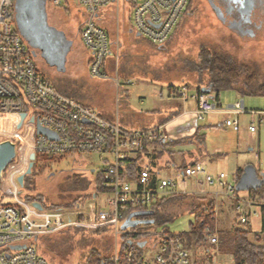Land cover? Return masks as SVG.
I'll return each mask as SVG.
<instances>
[{
  "label": "built area",
  "instance_id": "2783aa9c",
  "mask_svg": "<svg viewBox=\"0 0 264 264\" xmlns=\"http://www.w3.org/2000/svg\"><path fill=\"white\" fill-rule=\"evenodd\" d=\"M66 1L74 3L83 14L80 39L88 51V73L107 78L105 60L111 55L109 38L96 23V17L100 10L117 0ZM126 1L130 7L133 30L158 46L168 40L188 3V0ZM52 2L60 4L61 0ZM13 6L14 0H0V144L9 141L14 144L15 150L13 163L8 165L9 162L0 170L2 264H47L45 258L37 253L34 241L39 235L68 227H110L113 236L120 237L125 232L120 229L125 214L148 209L166 195L187 192L189 180L196 187L200 183H216L225 194L234 198L236 221L249 223L254 215L260 216L257 202L236 195L235 183L230 182L222 172L212 176L204 161H195L182 169L167 164L166 173L162 174L160 169L154 175L145 167L149 161L143 157L139 160L142 169L132 174L131 160L137 153L150 150L154 141L162 146L169 138L156 127L126 129L117 121L102 117L94 108L55 90L39 72L28 42L8 21L14 14ZM172 91L182 101L188 98L195 100L197 120H203L206 114L217 108L207 93L193 92L189 95L187 85ZM218 112L233 116V119L227 117L224 120L225 125L233 130L239 129V114L251 116L248 126L251 132L257 131L255 118L259 124H264V108L246 109L243 98L225 108L220 107ZM38 123L55 132L57 139L38 134ZM73 153L99 155L103 164L98 170L103 176L100 190L94 188L88 199L77 202L71 209H37L31 202L19 197L21 185L17 178L26 175L31 155L35 160L37 154ZM14 166L18 168L10 178V170ZM98 194H106V198L100 199ZM134 233L145 234L138 241L144 242L142 250L149 247L151 256L142 250L138 254L131 247L121 252L120 242L118 250L112 254L111 264H192L190 252L175 233L140 227ZM204 239L209 244H216V230L208 231ZM19 245L22 247H14Z\"/></svg>",
  "mask_w": 264,
  "mask_h": 264
},
{
  "label": "rangeland",
  "instance_id": "374dc122",
  "mask_svg": "<svg viewBox=\"0 0 264 264\" xmlns=\"http://www.w3.org/2000/svg\"><path fill=\"white\" fill-rule=\"evenodd\" d=\"M45 1L48 7L55 9L50 11V21L63 28L70 37L73 36L78 26L75 20L83 15L82 12L74 3H69L70 1L62 0L60 6L53 5L51 0ZM118 2L120 7L118 9L114 7L107 25L114 30L113 35L118 36L121 45L115 56L114 46L110 41L113 36L110 34L111 55L105 60L106 67H110L107 78L94 77L88 73L85 55L87 52L82 50L78 41L73 43L69 53L66 50L62 60H51L42 52V56H38L37 48L29 45L32 56L34 57L33 51L37 53L34 58L39 72L49 79L55 89L92 104L94 109L104 113L107 119L119 116L126 126L139 128L147 126L153 115L158 118L161 114L157 110L172 103L168 97L170 84L180 88L181 83H188L187 80L198 81V73L190 69L189 62L197 61V54L202 46L211 50H225L238 60L255 63L264 73V33L261 31L257 37L241 36L236 30L217 19L206 0H192L189 11L180 17L171 31L169 35L171 37L159 47L149 44L146 37L135 35L130 12L125 9L129 7V3L125 0ZM12 10H15L14 6ZM8 21L19 31L15 14ZM56 33L60 34L58 30ZM65 45L68 46L67 42ZM115 71H119L118 74H115ZM202 78L205 81L204 75ZM126 80L130 82L126 83ZM191 89L187 92L189 95ZM219 98L221 106L198 121L199 132L204 136V156L201 161L205 162L212 176L216 177L222 172L228 176L230 182L235 183L237 167L243 168L246 164H252L256 170H264V124H259L255 118L257 131L251 132L248 128L251 116L239 114L237 116L239 129L233 130L224 123L225 118L233 119V116L221 114L218 110L240 98L245 101L246 109H263L264 94L243 95L230 88L220 90ZM167 114L169 112H164L161 117ZM178 149L187 151L194 148L192 145L182 144ZM216 149L221 150L223 154L214 155ZM170 159L165 155L158 161V165L162 167V174L166 173L165 167ZM173 160L177 162L181 158L176 156ZM41 162L46 168L43 173H38L35 168L32 192L43 194L46 206H62L72 201L78 194L92 193L95 174L103 166L96 153L46 155ZM17 168H11L10 178ZM188 182L187 192H193V195L203 201L215 199V230L229 229L237 224L234 217V198L225 194L216 183L211 185L200 183L197 189L191 180ZM262 190L264 192V185ZM22 191L24 194L27 193L23 188ZM249 192L253 194V191H239L237 194L247 200ZM98 197L105 199L106 194H98ZM189 197H185V200ZM260 203H264V193ZM180 204L178 209L172 207L176 211L171 212L168 221L152 225L148 229H167L171 233L187 230L190 222L194 220V214L185 201ZM259 218V215L251 218L252 228L259 227ZM94 229L96 228L68 227L49 232L39 235L34 241V246L47 264H81L91 248L99 250L103 255L114 254L120 246L122 236H113L110 227L99 232ZM208 247L209 251H206L205 247L194 248L190 252L191 260L203 259V264H235L232 256L220 253L211 245ZM142 251L149 256L152 254L149 247Z\"/></svg>",
  "mask_w": 264,
  "mask_h": 264
},
{
  "label": "trees",
  "instance_id": "16d2710c",
  "mask_svg": "<svg viewBox=\"0 0 264 264\" xmlns=\"http://www.w3.org/2000/svg\"><path fill=\"white\" fill-rule=\"evenodd\" d=\"M191 2L192 0H188L184 13L189 11L188 9L191 6ZM61 3L62 2H60V5ZM189 66L191 67V70L198 73V81L196 82L197 85L195 91L197 93H207L217 107L221 106L219 93L222 89H235L243 95L257 93L264 94V73L259 70L257 65L255 63H247L238 60L225 50H211L208 47L202 46L197 54V61L189 62ZM202 75L205 76V81L203 80ZM182 144L192 145L194 149H189L187 151L179 150L178 146ZM151 145L150 150H144L137 153L131 160L132 174H137L142 169L139 160L143 157H146L150 162L145 165V167H148L151 170V173L155 175L160 169H162V167L158 165V161L165 155H168L171 158L168 164L175 165L177 169H182L195 161H201L204 156V136L199 132L198 126L195 132L189 137L179 140H169L162 146H159L154 141ZM44 156L46 155H36L30 174H26L23 178L22 188L27 191V193L24 194L22 188L19 190V196L23 200L31 203L39 202L43 208L48 209H71L76 206L77 202H83L91 196V193L87 192L78 194L76 198L65 205L46 206L43 194L32 192L34 190L32 176L35 168L38 173H43L46 168L44 163L41 162V159H43ZM176 156L180 157L181 160L174 162L173 159ZM12 163L13 160L8 165ZM242 170L243 168L241 167L237 169L235 174L236 180L241 175ZM102 179L103 176L101 172L97 171L94 179V188L96 191L100 190L99 186ZM263 185L264 183L256 189L248 190L253 191V194L251 192L247 194L250 200L259 204L261 218L259 232H254L249 223H240L236 221L237 224L229 229H216V244L207 243L204 239L205 234L208 231L212 232L216 226L215 199L203 201L200 197L193 195V192L170 194L160 198L150 208L145 209L152 211V214L148 215L147 219H153L154 222L152 224H145L140 228L148 229V227H151L152 225L165 223L170 219L171 212L174 210L172 207L175 206V209H178V207L181 206L180 203L185 201L189 210L194 214V220L193 222H190L187 230L175 234L183 240V243L189 252L194 248L204 247L206 251H209L208 245H211L212 248H216L220 253L232 256L235 264H264V203H260L261 200H263ZM237 192L238 191H235L236 195H238ZM185 197H189L188 200H185ZM129 214L130 212L125 214L123 220ZM101 229L103 228H96L94 231L99 232ZM137 229L138 227L131 228L123 233L121 237V252L131 247L135 249L138 254L141 253L142 249L138 239L145 234L141 235L134 233V230ZM166 231L169 232L167 229ZM130 243H132V245H130ZM206 254L210 256L209 253L206 252ZM111 258L112 254L103 255L99 250L91 248L87 251L81 264H111ZM202 260L203 259L193 260L192 264H203Z\"/></svg>",
  "mask_w": 264,
  "mask_h": 264
},
{
  "label": "water",
  "instance_id": "95a60500",
  "mask_svg": "<svg viewBox=\"0 0 264 264\" xmlns=\"http://www.w3.org/2000/svg\"><path fill=\"white\" fill-rule=\"evenodd\" d=\"M15 21L18 26V30L23 38L28 42L30 46L37 48L40 55L42 54L49 57L51 60H62L64 53L68 50V46L65 45L63 39L56 33V30L48 25L45 0H15ZM155 27H158L156 25ZM139 35V33H136ZM42 52V54H41ZM35 55V52L33 51ZM38 134L45 135L49 139H57L55 132L47 127L37 124L36 129ZM15 155L14 144L5 141L0 144V170L5 168L6 165L11 162ZM31 162L27 168L26 174H30L31 167L33 165L34 156L31 155ZM24 175L18 176L17 180L22 186ZM262 183H264V172L258 173L256 168L252 164H246L243 167L242 173L235 182L236 191H248L256 189ZM32 205L37 209H42V205L39 202H32ZM152 214L149 210H138L130 213L121 223L120 229L126 231L128 228L136 227L139 224H152L153 219H135L139 216H148ZM144 242H140V247ZM20 248L22 246H14Z\"/></svg>",
  "mask_w": 264,
  "mask_h": 264
},
{
  "label": "crops",
  "instance_id": "0c3cea01",
  "mask_svg": "<svg viewBox=\"0 0 264 264\" xmlns=\"http://www.w3.org/2000/svg\"><path fill=\"white\" fill-rule=\"evenodd\" d=\"M118 1L119 0H117L114 3H111L110 5H108L106 7H104L102 10H100V12L98 13V15L96 17V23L107 32L108 38L110 39V37H109L110 34H111V36H113L110 39V41H111L112 45L114 46L115 56L118 53V50H119V47H120L121 44H120V42H118V40H119L118 39V36L115 37L113 35L114 30L112 31L109 28V26L107 25V22H108V18L113 13L114 7H116L117 9H118V7H120V4H119ZM52 4L53 5H56V6H60V4H54L53 2H52ZM45 8H46V15H47V23H48V25L51 26L52 28H54L55 30H58L60 32V34H61V35L59 34L60 37L63 40H65L67 42V44H68V53L71 51V48H72L73 43H75L77 41H78V44H80L82 46V50L87 52V54H85V55H86V64H87V70H88V51L83 47V44H82L81 39H80V29L82 27V21H83L82 19H83V16L80 15L77 18V20H75L76 21V26L78 25L77 26V29H76V33L73 36L70 37L65 32V30L63 28L57 27L56 25H54L50 21V18H49L50 11L55 10V9L54 8H51V7H48L46 4H45ZM125 9H127L130 12V10H129L130 8L129 7H126ZM135 35L136 36H140V35H137V34H135ZM133 41H135V39H133L132 42ZM149 44L153 45L154 47L156 46V45H154V44H152L150 42H149ZM157 47H159V46H157ZM34 56H37V53L36 52H35V55ZM38 56H40V53L39 52H38ZM105 70L109 74L110 67L107 68L106 65H105ZM118 72L119 71H115L114 73L115 74H118ZM46 80L48 81L49 79H46ZM185 80H187V79H185ZM187 81H188V83L184 81L185 83L184 84L181 83V85H187L188 90L190 88H192L191 91H190L191 94L193 92H196L195 91V87L197 85V83H196L197 81H195V80H193V81L192 80L191 81L190 80H187ZM48 83L53 87V85L50 83V81H48ZM168 87H169L168 97L171 98L172 103L170 105H168V106L160 107L157 110V111H159V113L161 115L164 112H166V113L169 112V114H167L166 116L161 117V115H160L157 118V117H155L153 115V118L149 119V122L147 123V126H143V127H139V128H133V127L126 126L124 123L121 122V120L119 119V116H116L115 119L114 118H111V119L108 118V120H110V121H117L122 127L126 128V129H131V130L148 129V128H155V127L156 128H160L161 131L169 138V140H179V139H182V138H186V137L191 136L195 132V130L197 128V125H198V121H199V120H197L195 118L196 102L192 98H188L186 101H182V100L179 101L178 100L179 98H176L175 93L172 91L174 88H176L175 85L170 84ZM55 90H57V89H55ZM57 91L60 92L59 90H57ZM60 93H62V92H60ZM62 94L67 95L66 93H62ZM67 96L74 98L75 100H77L78 102H80L82 105H85V106H89V107L94 108V106L92 104L86 103L82 99L81 100H79L78 98L76 99L74 96H71L69 94ZM219 100H220V98H219ZM244 105H245V101H244ZM153 110H155V109H153ZM98 113L102 117H104V118L107 117V116L105 117L104 113H100V112H98ZM221 154H223L221 152V150H219V149H216L215 150L214 155H217L218 156V155H221ZM214 155H212V157ZM238 168L239 167L236 168V171H237ZM235 174H236V172H235ZM235 181H236V177H235ZM250 222H251V219L249 221V224H250ZM260 223H261V220L259 218V227H257L256 229L252 228V230L254 232H259L260 231ZM251 227H252V225H251Z\"/></svg>",
  "mask_w": 264,
  "mask_h": 264
},
{
  "label": "flooded vegetation",
  "instance_id": "af4514ba",
  "mask_svg": "<svg viewBox=\"0 0 264 264\" xmlns=\"http://www.w3.org/2000/svg\"><path fill=\"white\" fill-rule=\"evenodd\" d=\"M206 1L211 5L218 20L236 30L241 36L257 37L261 31L264 33V0ZM257 172L261 173L264 170H257ZM135 219H147V216H139ZM143 225L145 224H139L136 227Z\"/></svg>",
  "mask_w": 264,
  "mask_h": 264
},
{
  "label": "bare ground",
  "instance_id": "6f19581e",
  "mask_svg": "<svg viewBox=\"0 0 264 264\" xmlns=\"http://www.w3.org/2000/svg\"><path fill=\"white\" fill-rule=\"evenodd\" d=\"M21 166V165H20ZM14 167H17V166H14ZM14 167H12V168H14Z\"/></svg>",
  "mask_w": 264,
  "mask_h": 264
}]
</instances>
